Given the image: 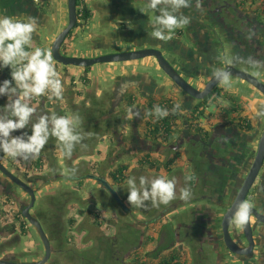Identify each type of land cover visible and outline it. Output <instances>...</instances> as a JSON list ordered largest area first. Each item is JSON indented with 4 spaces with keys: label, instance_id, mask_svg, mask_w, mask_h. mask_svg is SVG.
Listing matches in <instances>:
<instances>
[{
    "label": "flooded vegetation",
    "instance_id": "obj_1",
    "mask_svg": "<svg viewBox=\"0 0 264 264\" xmlns=\"http://www.w3.org/2000/svg\"><path fill=\"white\" fill-rule=\"evenodd\" d=\"M197 3L200 5L199 8ZM191 4L196 11L201 10L203 13L202 16L196 13V21L201 20L200 17H202L201 23L205 27L214 24L218 27L217 30H209L218 40V45L222 47L220 54L214 53L211 54L212 56L208 49L202 47L203 50L201 48L195 58L184 50L171 58L162 52L177 73L192 87L202 90L210 79L211 71L225 66L224 60L228 57L225 56L226 48L223 39L232 38L235 41L242 55L234 59L242 63L245 67L243 69L248 72L252 70L246 63L249 58L255 60L259 56L264 57V21L259 22L258 16L252 10L253 4L245 3L244 0H191ZM65 52L69 55L67 51ZM227 54L229 55L228 52ZM148 66L152 72L151 80L155 79L156 75L161 79L160 81L155 79L157 85L154 91L150 94L144 93L143 84L138 86L126 83V75L117 77L111 83L108 92L105 95L102 93L103 95L93 102L110 103L112 112L108 115L107 111L105 119L108 123H105L102 130L99 129L98 120L106 114L103 113L101 116V110L98 108L100 106H97L94 110L95 116L93 114L92 131H88L90 132L89 138L83 134L84 139L81 142L90 141L94 135H101L105 132L116 137L124 152L129 155L143 157L155 154V156L147 157L157 159V165H160V168L149 167L147 163L144 164L145 166L141 165L140 168L144 169L142 176L151 173L156 177L165 176L176 180V200L168 205H158L154 208L153 205L149 208L146 206L147 215L145 216L148 219L142 220L143 226L140 230H132V232H138V236L137 241L132 238L128 243L132 250L128 249L125 253L126 264H133L135 258L145 254L149 245L147 238L151 236L149 231L152 230L156 236L154 248L166 244L168 237H171V243L159 254L160 257L162 254L170 257L178 251L169 264H264V221L257 217L260 215L264 218V159L242 201V203L249 202L253 206L254 213L252 212L250 219L252 234L247 238L239 227H235L234 217L228 226L230 237L233 243L242 250L241 253L233 252L227 247L221 224L251 166L258 139L264 129V119L256 118L254 113L252 119H247L251 123V128H248L246 124H241L237 118H231L230 121L221 118L222 120L218 119L216 123H208L211 117L209 112L213 106L215 110H220L219 103H228L225 105L230 108L229 103L239 102H231L224 97L222 92L220 94L222 86L219 83L203 98H195L164 76L156 65V61L152 60ZM143 68H148L145 63H143ZM216 91H219L220 97L218 98ZM213 93L216 94L211 99ZM117 95L119 97L116 99ZM122 103H126L127 109L132 103H144L145 112L148 111L149 103H179L182 107L179 110L182 117L174 121L172 137L161 140L153 134V126L149 124L151 120L149 117L144 115L142 119L137 116L128 120V110L121 106ZM198 103L199 105L202 103L218 104L209 106L206 112L201 113L200 118H191L190 112ZM221 114L222 111L217 112V116L220 117ZM234 114L238 113L234 112ZM112 115L113 118H111ZM4 154L0 152L2 163L15 173L10 168L13 159ZM180 161L183 164H179ZM138 163L139 160L136 165H139ZM185 177H191V180L186 181ZM92 180L105 189L99 177L94 176ZM13 185L15 184L11 180L0 173V193L13 195ZM185 186H189L192 191V198L188 201L179 199V190ZM106 195L110 194L106 193ZM16 207L20 210L18 202ZM169 215H171L170 218ZM151 222H153L152 228L148 226ZM179 252L180 256H178ZM145 260L143 258L139 261L145 262Z\"/></svg>",
    "mask_w": 264,
    "mask_h": 264
},
{
    "label": "crops",
    "instance_id": "obj_2",
    "mask_svg": "<svg viewBox=\"0 0 264 264\" xmlns=\"http://www.w3.org/2000/svg\"><path fill=\"white\" fill-rule=\"evenodd\" d=\"M40 1L44 2V6L46 7L45 10L39 7ZM51 2H56V1L55 0H38V1H35V0H0V16L36 17L38 19L40 27H39L38 32L34 34L33 47H41V48H44L50 51V46H51V43L54 37L67 24L66 23L67 13L66 12L63 13V11L58 10L57 4H55V7L53 8ZM89 2L91 3V5ZM87 6L91 11V18L89 19L88 23L84 26V28L87 29L86 35L85 37H83L84 39H82L80 43L82 44L88 43L90 46L89 48H87L86 50L87 54L84 57H94V56H98L101 54L112 53V52H117L121 50H131V49L143 48V47L160 48L162 52H164L169 58L174 57V55L182 52L183 50L184 52L190 53L192 58H195V55H197L200 52L202 47H205L206 49H208V52L210 53V55L211 54L213 55L214 53L220 54L219 52L221 51L222 47L218 45V40L216 39L215 35L211 33L209 30V29L217 30L218 27L215 24L208 25L205 27L203 23H201V21L203 20L202 17H200L201 20L198 19V21H196L195 20L196 13L199 16L200 15L202 16L203 13L201 10L196 11L195 8H193L191 3L189 7L182 8L180 10V14H183L184 16H187L190 18L191 20L190 24L185 28L177 29L173 35V38L167 42H162L160 40L154 39L151 36V32H152L151 20H152L154 13H152L151 10L147 9V0H89ZM256 9H257V5L255 4L253 5L252 10L254 14L258 16L259 11ZM141 10H145V11L142 12ZM60 11H61V14H59L60 15L59 16L58 13ZM64 17H66L65 20H64ZM117 23H121V26H117ZM40 30L43 31V34H44L43 36L40 34ZM223 40L225 42V48H226L225 51L228 52L230 55H232L233 58H235L236 56L240 57L242 55L241 52L239 53L238 45L234 43L235 41L232 38H228V39L226 38ZM122 43H124V45H122ZM116 44H120V45H116ZM125 44L128 46V48L126 47ZM114 45L117 46V49L110 51V48L113 47ZM190 45H193V46L189 47ZM69 55L75 56V54H69ZM80 57H83V56H80ZM257 58L255 60L264 62L263 56H259ZM152 60L153 59L151 58H145L139 61H130V62H124V63H107L106 65H103L104 70L102 72L108 73L107 71H109V68L117 67L120 71L114 75L112 82H114V80H116L117 77L126 75L127 76L126 83L138 85V86L139 84H143L144 93L150 94L152 91H154L157 85L156 84L157 81L155 79L151 80L150 78L152 76L151 70L147 68L144 69L142 63H152ZM55 66H56V70L60 74L62 84L64 86L63 100L62 101L57 100L58 103H55L53 109L51 110L44 107L43 104H40L39 106H32V107H35L37 110L42 111L41 113H44V112L51 113L52 111L54 112L56 111L55 113L57 115L62 113L63 116H68V117H71L77 114L79 118L81 117L87 120L88 122V123L83 122V124L80 123L79 127H82V128L79 132L82 135L85 134L89 138L88 131H92L93 114L95 116L94 110L97 108V106H100L98 108H100L99 110H101V116L103 113L106 114L107 111H108L107 114L111 115L112 111H111L110 103H93L88 100L85 101L86 103H81L84 100L83 98H87V99L89 98L90 93L92 94V97L94 98V100L98 99L97 95L94 94V92L90 89L87 90L88 91L87 93H84V90L87 89L91 84L92 67H90L88 71L89 82L87 85L83 86V84L81 85L73 84V81H76V83H79V81H81L80 76L83 72V68H80L76 72V71L69 69L67 66H64V65L55 64ZM129 68L131 69L128 70ZM136 68L138 72L136 71ZM2 75L3 74L0 73L1 81H3ZM80 83H83V82L81 81ZM110 85L111 84H109V87ZM221 88L222 89L220 90V94L222 92L223 95L228 93L230 95L238 96V94L230 92L226 90L224 87H221ZM77 91L81 92L79 96L76 95ZM249 92H250V97L252 98L251 103H254V105L252 106L247 104L250 102H248L246 99H244L241 96L240 97L238 96L239 97L238 104L241 105V111L239 112V115L242 117H245L246 119H252L255 111L260 109V107H264V95L260 93L257 89H255L254 87L250 89ZM143 104L144 103H132L131 105H129L135 111H138L140 113L139 115L140 119H142V117L145 115V108ZM225 104L228 105V103H219L220 110L219 109L215 110V106H213V109H211L209 112L211 117L208 119L209 120L208 123H212V122L216 123L218 119H221V118L225 119L224 117H221V115L220 117L217 116V112H220V111H222V116H223V112L225 113V109L227 108ZM125 105L126 103L121 104L122 107L126 108ZM90 109L93 110L91 111L92 113L90 112L92 115L86 114L87 110H90ZM107 114L102 116L101 120H98V127L100 130L103 129V126H105V123H108L105 120L107 118ZM234 116L235 114L231 113L230 117L235 118ZM111 118H113V115ZM97 137H99L100 140L106 142L107 152L105 153L104 158L103 156L101 157L103 158V162L101 164L99 163L97 164V162L92 161L93 164H90L91 160L89 161L88 158L85 160L86 163L79 161V160H82L80 158L81 157L80 152L82 151L81 149H83L85 146H88V144L91 141L87 140L86 142H83L82 144L84 145V147L78 144L79 147L74 149L76 150V152H74V154H72V157L68 159L69 163H66V167L69 170L75 169V174L70 175V178H74L76 179V181L80 182L81 179L84 178L83 176L85 175H87V178H90L91 180L94 176H97L99 178L103 177L105 181L114 188L115 191L127 197V184L126 183L122 185L112 184L110 179L108 178V172L112 170L113 168H115L120 163H125V164L127 163L128 168L126 170V173H128L129 177L130 176L137 177V180H138V178L143 175L144 169H141L140 168L141 165L138 163L139 164L138 166L136 165V163L138 159L141 158L142 156L129 155L125 153L123 148L121 147V143L118 142L116 137H113L110 134L103 132L101 135H97ZM97 153L99 154L100 151H97ZM52 156L54 155L52 154ZM147 156H155V154L147 155ZM161 157L163 158L162 155ZM49 159L51 160L50 157ZM34 160L35 159H33V162ZM13 161L14 162L12 164V167H13L12 169L19 177L20 176L23 177L24 180H32L35 182V184L39 186H45L48 180L49 182L54 181L57 179V177H60L62 175L59 172V166H58L59 162L56 160H54V162L48 166L47 160L41 158L40 160L41 165L39 168H36L35 165L32 164L33 163L32 159H29L27 161L23 160L21 163H19L18 159H15ZM155 163L156 164L158 163L157 159H155ZM179 164H183V162L180 161ZM142 166H145V165L143 164ZM98 168L100 169L102 168V170L104 171V174H100L99 172H97ZM156 168L159 169L160 165L159 166L157 165L155 169ZM44 169H46V171L48 170L49 171L47 173H43ZM161 169H164V168H161ZM34 171L36 173H33ZM50 172L52 173L54 172V173L50 175ZM162 172H165V171L162 170ZM98 194H101V197H103L104 199L106 198L107 200H110L109 196H107L104 191H101ZM13 195H6L4 193L3 194L1 193L0 194V208L2 207L1 206L2 200L7 199L8 196L10 197L8 199H15L16 196H13ZM77 195L78 196L76 197L74 196V194L66 190H63L62 188H59V189L56 188V191L55 190L45 191L44 193L41 194L39 201H38V205L32 212L33 215L39 219L46 234L48 235V238L51 244V254L52 252L54 253L58 251L56 250V247H57L56 242H55L56 240L53 237H57L58 235L59 237H61V230H59L60 232L58 233L57 232L58 230L55 227H54L55 229L51 228V226H53V223H54L53 220L56 219L58 215H60L62 219L67 220V221H68L67 218H70V217L74 218L75 222L73 224V227H76L78 225L79 222H78L77 217H81V215L88 216L89 217L88 221L91 223H94L95 221L96 225H102L101 216L98 211L97 212L95 210L85 211V208L83 209L79 206V203H81V201H86V200L94 201L95 199L91 197L90 194L83 198L79 196V194ZM23 199H21L20 201L22 202ZM70 199H73L72 205L74 206V209H73V214L68 215L66 214L65 211L67 210V206L71 205ZM105 203L108 206L110 205L111 207V209L107 211L108 212L107 215L109 218L107 220L108 226L109 225L111 227L113 226L114 228L113 227L112 228L115 232V229L118 226V224L121 225L122 223L123 225H121V228H122L121 231H126L125 229H127V227L130 226V224L129 226H127L126 220L123 219L125 216V213L127 214V211L122 212V209L119 206V203L118 205L112 204L111 201H107ZM138 209L143 211L141 213H143L144 216L147 215L146 210H142L141 208H138ZM75 211L78 213V215L77 213L74 214ZM95 214L98 216L97 219H95L94 217ZM9 217L10 215H6V213L3 215V213H1L0 211V258L4 256L9 257V258L13 257L16 261H20V259L18 258V253L14 252L12 250V247H15L18 244H20L21 237H28V236L30 238L29 239L30 245L32 247V251L31 252L29 251V252L32 256L35 257L32 259L42 258L43 257L42 249L40 246H36L39 244V241H38L39 239L37 240L38 237L36 238L33 236V231L29 228V225L26 224L23 220L22 221H20V219L13 220V217L11 218ZM136 220H140V222H142V220L144 219L141 216L140 217L137 216ZM12 224L14 225L13 229H11ZM73 227H69V228H73ZM137 228L139 227L137 226ZM149 234L151 236L147 238V242L149 243L148 249L149 248L154 249V246L156 243V236L154 234H153L154 236L152 235V231H149ZM127 235H128V232H127ZM133 235H135V237H129L128 239L130 240L132 238L133 239L137 238L138 232H134ZM150 250H147V251H150ZM126 261L127 259L124 260L125 264L127 263Z\"/></svg>",
    "mask_w": 264,
    "mask_h": 264
},
{
    "label": "clouds",
    "instance_id": "obj_3",
    "mask_svg": "<svg viewBox=\"0 0 264 264\" xmlns=\"http://www.w3.org/2000/svg\"><path fill=\"white\" fill-rule=\"evenodd\" d=\"M190 3L191 0H147V9L154 13L151 36L167 42L173 38L177 29L187 27L191 20L180 14V10L189 7ZM199 6L197 3L198 8ZM39 27L36 17L0 16V69H11V79L0 81V97L7 98L2 106L3 114H0V152L6 153L13 160L38 159L50 137H54L58 141L61 158L70 159L76 145L84 147L81 143L84 136L77 130L79 117L58 116L52 111L33 120L37 109L28 103L33 98L45 96L50 101H62L64 96V86L51 52L33 47V37ZM232 62L234 61L225 58L224 65ZM246 63L252 69H264V62L249 58ZM210 79L216 80L225 89L232 86L231 74L224 66L213 69ZM179 108L180 104L177 103L172 113ZM169 114V109L159 104L145 112V116L152 117L153 122L162 120ZM139 115L133 108L128 109V119ZM255 117L264 119V107L255 111ZM29 125L30 134L23 132L18 136L12 135L16 130L27 129ZM66 171L69 175L75 174V169ZM185 180L190 181L191 177H185ZM126 184L127 201L131 207L144 208L146 202H151L153 206L168 205L177 199L175 178L159 176L149 179L140 176L137 180V177L130 176ZM191 198L189 186L179 190L180 200L188 201ZM252 207L249 202H243L237 207L233 220L235 227L244 229L251 219ZM24 222L28 224L26 220Z\"/></svg>",
    "mask_w": 264,
    "mask_h": 264
},
{
    "label": "rangeland",
    "instance_id": "obj_4",
    "mask_svg": "<svg viewBox=\"0 0 264 264\" xmlns=\"http://www.w3.org/2000/svg\"><path fill=\"white\" fill-rule=\"evenodd\" d=\"M55 1L56 2H51L53 8L55 7V4H57L58 10L63 11V13H65V12L67 13V0H55ZM87 5H88V3H87ZM90 5H91V3H90ZM39 7L43 8V10L46 9V7L44 6V2H41V1H40ZM61 11L58 13V15L61 14ZM59 19H60V17H59ZM65 19H66V17H64V20ZM66 23H67V19H66ZM86 30L87 29L84 28V26H82L81 28L76 26L75 28H73L71 30L70 36L66 37V39L64 41V45H65L64 47H66L65 50L69 54H75L76 57H80V56L84 57L87 54L86 50H87V48H89L90 45L88 43H85V44L80 43V41L82 39H84L83 37H85V35H86ZM40 34L42 36L44 35L42 30H40ZM79 36L81 38H79ZM120 44H116V45H120ZM116 45L111 47L110 51L116 50L117 49ZM122 45H124V43H122ZM126 47L128 48L127 45H126ZM71 56H74V55H71ZM225 56L234 61V62H232V65H234L236 68H240V69L244 68L245 69V67H243V64L236 61L232 57V55H230V54L228 55L226 52ZM55 64L57 65V63H55ZM106 64L107 63H96V64H93L91 66L92 67L91 84L87 89L84 88L85 89L84 93H87L88 92L87 90L90 89L94 92V94L97 95V97L99 99L102 92L104 93V95L106 92H108L109 84H111L114 75L119 72V69L111 67V68H109V71H107L108 73H104V72H102L104 70L103 65H106ZM140 66H142V65H140ZM67 67L73 71H76V72L80 68H82V67L73 66V65H68ZM130 69L131 68H129L128 70H130ZM147 69L150 70V67ZM154 69L156 70V67ZM136 71L138 72L137 68H136ZM250 72L257 79H259L261 82L264 83V69H260V70L252 69ZM157 77H159V76L158 75L155 76L156 80L159 79ZM160 80L161 79H159V81ZM231 80H232V86L230 88H227V90L230 92L238 94L239 97L241 96L244 99H246L248 102H250V103H247L248 105H250V106L254 105V103H251L252 98L250 97V92H249L253 86L246 83V82L241 81L239 78H237L235 76L234 77L231 76ZM192 81L195 82L194 79ZM87 100L90 102H95L91 93L89 95V98L88 99L85 98L83 101H87ZM80 101H82V100H80ZM79 106H80V104H79ZM91 111H93V110H91V109L87 110L86 114L92 115ZM41 112L42 111L37 110L36 113L34 114L33 120H35L36 117H38L41 114H48L49 113V112L48 113H46V112L41 113ZM73 116L78 117L77 114L73 115ZM92 119H94V117H92ZM79 120L81 121L80 123H82V124H83V122L88 123L87 120H85L81 117L79 118ZM79 126H80V124H79ZM81 128L82 127H78L77 130L80 131ZM13 133H15L16 136H18L19 130H16ZM13 136H15V135H13ZM90 138H91V136H90ZM90 141L91 142L88 144V146H85L83 149H81L82 151L80 152V154H81L80 158L82 160H79V161L85 162V160L88 158L89 161L91 160L90 164H93V162H97V164L98 163L101 164L103 162L104 155L107 152L106 142L100 140L99 137H97V135H94V138H91ZM77 147H79V146L76 145V147L74 149H76ZM97 151H100V153L98 154ZM74 152H76V150L73 151V154H74ZM50 154H51V156H50ZM52 154L54 156H52ZM102 156H103V158H101ZM49 157L51 158V160L49 159ZM39 158L46 159L48 166L51 165L54 162V160L58 161L59 162L58 163L59 164L58 165L59 166V172L62 175L60 177H57V179L54 181L49 182V180H48L49 183L47 182V184L45 186H39V185L35 184V182L32 180H26L27 183L35 190L36 200H35V205L31 209V212H33L34 209L37 207L39 198H40L42 193H44L45 191H53V190L56 191V188H58V189L62 188L63 190H66V191L74 194V196H76V197L78 196L77 194H79V196H81L82 198L90 194V196L93 197L95 200L94 201H89V200L88 201L87 200L81 201V203H79V206L83 209L85 208V211L86 210L87 211L95 210L96 212L98 211L100 216H101V222H102V225H96L95 222L91 223L88 221V218H89L88 216L81 215V217H77L78 222H79L78 225L76 227H73V225H70V223L67 220L62 219V217L60 215H58L56 217V219L53 220V222H54L53 226H51L52 229L56 228L58 230L57 231L58 233L60 232L59 230H61V237H59V235L57 237H53L56 240L55 241L56 245H57L56 250H58V251L54 252V253L52 252L48 261L45 264H125L124 263V260L126 259L125 253L127 252L128 249L132 248L130 246V244H128L129 242H131V240H128V238L129 237H135V235H133L134 232H132V229L140 230V228L143 226L141 224L140 220H136L137 216L143 217L144 221L148 219L147 216H144L143 213H141L143 211L139 210L136 207H131V205L127 201V197H125L123 194H120L119 192L116 191L117 194L119 193L118 194L119 201L117 202L116 199L115 198L114 199H115L116 203H119V206L121 207L122 212L127 211V214L125 213V216L123 219L126 220V223H127L126 225L129 226V224H130V226L127 227V229H125L126 231H121V229H122L121 225H123V224L122 223H121V225L118 224V226L116 227L115 232H114V230H113L114 227L112 226L113 227L112 228L110 225L108 226V222H107V220L109 219L108 215H107V213H108L107 211L109 209H111V207H110V205L108 206L105 203L107 201H111L112 204H114L113 201L111 200L112 196L108 195L110 200H107L106 198L104 199L103 197H101V194H98V193H100L101 191H104L105 194L106 193L109 194L108 191H106L105 189L103 190V188L100 185H98L97 183L92 181L90 178H87V175L83 176L84 178H82L80 182L76 181V179H74V178H70V175L66 171V170H69L66 167V163L69 160H68V158H61L60 149H59L58 141L56 140V138L50 137L48 143L45 145L44 149H42ZM18 160H19V163H21L23 161L22 159H18ZM32 162H33V159H32ZM97 164H96V166H97ZM10 168H13V167H10ZM50 170H52V169H50ZM87 170H89V169H87ZM48 171H46V169H44L43 173H47ZM97 172H99L100 174H104V171L102 170V168L101 169L98 168ZM33 173H36V172L34 171ZM53 173L50 172V175ZM146 177H148L149 179H152V178H155L156 176H155V174L147 173ZM79 185H80V187H79ZM12 193L15 194L16 201L18 202V205L21 202L20 200L23 198H24L22 201L23 203L29 201V196L27 195V193L24 190H22L20 187H18L17 185H13ZM73 199H70L71 205L67 206V210L65 211L66 214H68V215L73 214V209H74V206L72 205ZM151 205H152L151 203L150 204L146 203V206H148L147 208H149ZM154 207L155 206H153V208ZM141 209L145 210L146 207L141 208ZM149 210H151V209H149ZM76 213L77 212L75 211L74 214H76ZM170 214H171V212H170ZM77 215H78V213H77ZM170 217H171V215H169V218ZM9 218H11V217H9ZM150 221H152V220H150ZM28 225H29V228L33 231V236L37 238L38 236H37V233H36L34 227L32 225H30L29 223H28ZM152 225H153V222H151L148 226L151 228ZM137 226L139 228H137ZM63 227H64V229H63ZM69 227H73V228H69ZM146 228H147V224H146ZM19 231H20V229H19ZM127 232H128V235H127ZM153 232L154 231L152 230V234H154ZM20 233H21V231H20ZM112 234H114V235H112ZM29 239H30L29 236L28 237H21L20 244H18L15 247H12V250L14 252L18 253V258L20 259L21 262H32V261L38 260V259H32L35 257L30 254V252L32 251V247L30 245ZM37 240L39 241V244L36 246L41 247L43 255H44L43 244H42L39 237L37 238ZM133 240L137 241V238L133 239ZM147 247H149V246H147ZM150 249H152V248H149L148 250H150ZM148 264H151V263H148Z\"/></svg>",
    "mask_w": 264,
    "mask_h": 264
},
{
    "label": "water",
    "instance_id": "obj_5",
    "mask_svg": "<svg viewBox=\"0 0 264 264\" xmlns=\"http://www.w3.org/2000/svg\"><path fill=\"white\" fill-rule=\"evenodd\" d=\"M76 26H78L79 28L82 27L81 25H77L76 0H67V24L54 37L50 46V52L53 56V60L55 63L57 62L64 66L73 65L78 67H87V66H92L93 64L96 63H124L130 61H137L145 58H151L154 60V62L156 61V65L158 66L159 69H161L164 76H167L170 80H172L179 87H181L183 91H185L187 94L195 98H203L214 88V86L218 84L216 80L209 79L205 83V86L202 90L195 89L177 73V71L172 67L170 62L163 55L162 50L160 48H155V47H143V48H137L131 50H121L117 52L101 54L94 57H76V56L64 54L62 52V45L66 37L69 35V32ZM79 38L81 37L79 36ZM148 64L149 63H145V66L149 68ZM224 67L228 69L231 76L233 77L235 76L249 83L264 95V83L261 82L259 79H257L250 72L240 68H236L232 64H227ZM118 97L119 95L116 96V99ZM263 159H264V129L258 139L255 156L253 158V161L246 176L244 177L242 186L239 189L235 200L233 201V203L225 213L221 223L226 245L231 251L236 253H241L242 250L239 249L236 246V244L233 243L230 234L228 232V226L230 221L235 215L237 207L242 203L246 193L248 192L253 181L255 180L262 166ZM0 173H2L3 176L11 180L15 185L20 187L22 190H24L29 196V201L25 203L23 202L20 203L19 209L21 211L23 218L30 225L34 227L44 247V255L42 258L38 259L37 261L21 262V261H16L13 257L9 258L4 256L0 258V264H45L51 255V244L48 235L46 234L41 222L31 212V209L33 208L36 200L35 190L27 183L26 180L22 179L17 174L9 170L2 163L1 159H0ZM100 181L104 185L108 193L118 202L119 198L114 188L110 184H108L103 177H100ZM252 212L254 213L253 209ZM257 217L260 220L264 221V218L261 217L260 215H258ZM242 231L244 232L245 236L249 238V236L252 234L250 221Z\"/></svg>",
    "mask_w": 264,
    "mask_h": 264
},
{
    "label": "trees",
    "instance_id": "obj_6",
    "mask_svg": "<svg viewBox=\"0 0 264 264\" xmlns=\"http://www.w3.org/2000/svg\"><path fill=\"white\" fill-rule=\"evenodd\" d=\"M245 3H249V4H253V5H257V9L259 12L258 14V20L259 22H263L264 21V0H244ZM76 5L79 6L80 3L78 0H76ZM262 15V16H261ZM91 18V11L88 8L87 4L83 5V7L81 9H77V25H81V26H85L89 19ZM117 26H121V23H117ZM71 33V31H70ZM69 33V35H70ZM68 37V36H67ZM64 43L62 45V52L65 54L66 50L64 47ZM90 69V66L84 67L83 68V72L80 76V80L83 82V85H87L89 82V77H88V71ZM4 71V70H3ZM11 73V69L6 67L5 71L2 73V80L4 79H9L10 80V75ZM1 81V80H0ZM217 92V98L220 97L219 95V91ZM81 92L77 91L76 95H80ZM225 98H227L228 100H230L231 102H237L239 100V98H237L235 95H230V94H225L224 95ZM7 102V98L6 97H0V114H3L2 112V106ZM159 104L161 107L167 108L169 109V116L162 119V120H158L156 122H153V118L149 117L151 120L149 122L150 126H153V134L157 135L159 137V139L161 140H167L170 139L172 137V125H174V121L176 119H179L180 117H182V115L179 113V110L182 108L180 106L179 109H176L175 113H172V109L174 108V106L176 105V103H149L148 106V110H151L153 105ZM199 103L197 105H195L193 107V110H191V118H194V114L195 111L198 107ZM230 108H224L225 109V113L223 112V116L221 114V117H224L225 120H231V113H238L237 115H235L234 117L238 119V121H240L241 124H246V126L248 128H251V123L247 121V119L245 117H242L239 115V112L241 111V105L240 104H236V103H229ZM56 112V111H55ZM225 114V115H224ZM58 116H63V114H59ZM230 117V118H229ZM233 119V118H232ZM31 131V125H29V127L27 129H21L19 130L18 135H20L23 132H27L28 134H30ZM15 135V133H14ZM54 138V137H52ZM1 154H4L1 152ZM40 160L41 158L35 159L33 164L35 165L36 168L40 167ZM139 160V164L143 165V164H148L149 167H156L157 164L155 163V159H150L147 156H143L141 158L138 159ZM69 163V161L67 162ZM128 168V164L126 163H120L119 165H117L115 168H113L112 170H110L108 172V178L110 179L112 184H117V185H122L124 183H126L127 179L129 178L128 173H126V170ZM10 198L9 196L7 197V199ZM111 200L113 201L114 205H118V203H116L115 199L113 197H111ZM1 210V208H0ZM18 215L20 216L18 219H20V221H25V219L22 217L21 211L18 210ZM80 212V211H79ZM82 213V211H81ZM95 219L98 218V216L95 214L94 215ZM68 222L70 223V225L74 224V218H68ZM95 222V221H94ZM96 223V222H95ZM99 224V223H97ZM13 224L11 225V229H13ZM171 237H168L167 243L163 244L162 246L158 245L157 247H155L154 249L145 252V254L140 255V257L138 256L137 258H135L134 260V264H169L170 262L173 261V258L175 256V254L177 255V253H175L174 255L168 257L165 254H162L161 257L159 256L160 251L165 249L166 246H168L169 243H171ZM180 252L178 254V256H180ZM145 258V262H141L139 260ZM180 264V263H179Z\"/></svg>",
    "mask_w": 264,
    "mask_h": 264
},
{
    "label": "built area",
    "instance_id": "obj_7",
    "mask_svg": "<svg viewBox=\"0 0 264 264\" xmlns=\"http://www.w3.org/2000/svg\"><path fill=\"white\" fill-rule=\"evenodd\" d=\"M35 1H38V0H35ZM78 1H79L80 5L79 6L76 5V11L78 8L81 9L83 7V5L87 4L89 0H78ZM5 69H6V67L3 69H0V73L2 74L5 71ZM10 79H11V77H10ZM80 82L81 81H79V83H76V81H73V84H77V85L83 84ZM215 94L216 93H213L210 98L212 99L215 96ZM28 103H29V106H39L40 104H43L44 107L51 110L53 108V106L55 105V103H58V101L55 99L50 101L45 96V97L33 98L32 100L28 101ZM215 104H218V103H202V104L198 105V107L195 111V114H194V118H200L201 113L206 112L209 106L215 105ZM16 203L17 202L15 199H4V200H2L1 212L3 213V215L6 213V215H10V217H13V220H17L20 216L18 215V212H16V211H18V209L16 207ZM4 211H5V213H4Z\"/></svg>",
    "mask_w": 264,
    "mask_h": 264
}]
</instances>
